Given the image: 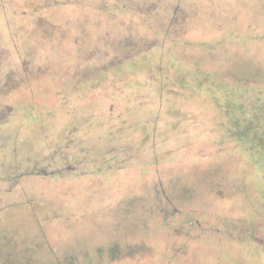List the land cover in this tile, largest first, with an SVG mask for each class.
Returning a JSON list of instances; mask_svg holds the SVG:
<instances>
[{
  "label": "rangeland",
  "instance_id": "374dc122",
  "mask_svg": "<svg viewBox=\"0 0 264 264\" xmlns=\"http://www.w3.org/2000/svg\"><path fill=\"white\" fill-rule=\"evenodd\" d=\"M263 123L264 0H0V264H264Z\"/></svg>",
  "mask_w": 264,
  "mask_h": 264
},
{
  "label": "flooded vegetation",
  "instance_id": "af4514ba",
  "mask_svg": "<svg viewBox=\"0 0 264 264\" xmlns=\"http://www.w3.org/2000/svg\"><path fill=\"white\" fill-rule=\"evenodd\" d=\"M129 60V59H128ZM129 62V61H128ZM114 63V62H113ZM117 64V63H116ZM72 77V76H71ZM74 77V76H73ZM80 79L76 76V77H74V80L71 82V84L70 85H68L69 87L72 85V83H75V81L77 82H79L80 84H83L82 83V81L80 82L79 81ZM66 85H67V83H66ZM84 85V84H83ZM67 86V87H68ZM85 86V85H84ZM86 87V89H87V85L85 86ZM86 90H85V88L83 89V90H81V91H79V92H76L75 93V91H73V93H69V95H71V96H73V95H75V96H79L80 97V99L81 98H83L84 96H86ZM84 148V147H83ZM80 153H82V151L80 152ZM80 157V160L79 161H77L76 162V164L75 165H73V166H71V168H70V171L73 173V171H75V170H77V171H79V169L78 168H80L83 164H88V165H92L94 162H97V161H104V164H106L107 166H108V168H109V170H114V171H122L123 172V176L124 177H126L127 176V173H126V171H129L130 169H131V167H130V164H133V163H131V161H132V159H133V156L132 157H130V156H120V155H115V156H113L112 158H110V157H108V158H104V156H100V158H98V157H92V159H89V160H92V162H90V161H87V159H85V157L84 156H79ZM65 161L64 162H66V160H68V163H71V162H69V157H68V159H64ZM144 160H146V159H144ZM140 165H138V166H140L141 168H142V171H144L146 174H148L149 172H148V170H146L147 169V162L145 163V162H141V163H139ZM125 166H127V168H125ZM140 169V168H139ZM33 173V172H32ZM53 173V172H52ZM71 173V174H72ZM33 174H35V173H33ZM177 190V189H176ZM154 192H156V191H154ZM175 193V192H174ZM143 194V195H142ZM141 195L142 196H146V197H148L150 194L148 193V192H144V193H142ZM176 194V193H175ZM178 194V193H177ZM140 195V194H139ZM129 201H131L129 204H127L126 203V205L128 206V210H133V211H136V210H140V211H143V216H142V219L138 222V225L139 224H145V225H147V223H149L148 222V216H147V214H145L144 212H149V211H151V209H150V202L148 201L147 202V205L149 206V207H147V205L146 204H144V205H142V206H139V205H137V206H135L136 205V202L137 201H135V199H130ZM137 207V208H136ZM136 208V209H135ZM139 208V209H138ZM118 211V210H117ZM113 213V212H112ZM148 227H149V225H148Z\"/></svg>",
  "mask_w": 264,
  "mask_h": 264
},
{
  "label": "trees",
  "instance_id": "16d2710c",
  "mask_svg": "<svg viewBox=\"0 0 264 264\" xmlns=\"http://www.w3.org/2000/svg\"><path fill=\"white\" fill-rule=\"evenodd\" d=\"M161 66H162V65H161ZM161 66H160V67H161ZM135 80H136V79H135ZM132 83H133V82H132ZM132 83H129V84H132ZM129 84H128V85H129ZM141 84H143V83H141ZM139 86H141V85H139ZM156 90H158L159 96H162V97H163V95H161V94H162V90H159L158 88H157ZM236 110H237V109H236ZM239 110H240V109H239ZM70 118H71V117H70ZM234 124H235V123H234ZM234 124H233V125H234ZM263 124H264V123H263ZM263 124H262V125H263ZM150 132H151V131H148V134H151ZM232 134H233V133H232ZM262 135H263V138H262V141H261V142H264V129H262ZM148 136H149V135H146L145 139H147ZM234 137H235V136H234ZM237 137H238V136H237ZM237 137H236V138H237ZM238 138H239V137H238ZM238 138H237V139H238ZM240 139H241V138H239L238 140H239V141H244V140H240ZM251 140H253V139H251ZM249 141H250V139H249ZM245 142H247V141H245ZM249 143L251 144V145H250V146H251V149H257V146H258V145L256 146V145L252 144L251 142H249Z\"/></svg>",
  "mask_w": 264,
  "mask_h": 264
}]
</instances>
